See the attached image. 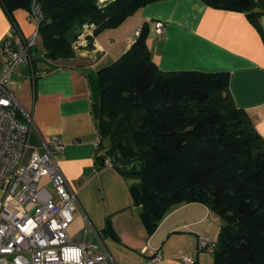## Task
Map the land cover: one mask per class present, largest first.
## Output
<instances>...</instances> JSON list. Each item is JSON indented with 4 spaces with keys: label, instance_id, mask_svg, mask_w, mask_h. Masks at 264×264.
Instances as JSON below:
<instances>
[{
    "label": "trees",
    "instance_id": "trees-1",
    "mask_svg": "<svg viewBox=\"0 0 264 264\" xmlns=\"http://www.w3.org/2000/svg\"><path fill=\"white\" fill-rule=\"evenodd\" d=\"M153 1L0 3L15 28L14 10L30 12L38 3L44 17L39 26L42 57L56 60L75 55L77 27L93 24L99 34ZM203 1L245 12L260 30L258 8L264 9V0ZM146 34L143 24L119 58L88 74L100 136L97 160L108 157L131 181L133 203L140 206L149 233L173 207L203 203L223 221L211 264H264V138L248 112L235 104L228 72L161 70Z\"/></svg>",
    "mask_w": 264,
    "mask_h": 264
},
{
    "label": "crops",
    "instance_id": "crops-1",
    "mask_svg": "<svg viewBox=\"0 0 264 264\" xmlns=\"http://www.w3.org/2000/svg\"><path fill=\"white\" fill-rule=\"evenodd\" d=\"M258 10L260 30L245 12L216 8L203 0L153 1L128 19L136 18V27L146 25V43L161 70L228 72L235 104L248 112L264 138V9ZM14 16L19 33H32L35 26L27 10L18 8ZM158 22L163 24L162 33L157 32ZM119 26L81 43H91V50L82 45L71 58L48 60L42 57L43 49L42 58L36 51L31 64L13 71L10 88L19 118L30 125L29 148L39 147L52 135L64 143L56 160L76 194L69 229L74 240L97 243L94 230L117 264H182L183 253H192L194 264H211L212 253L209 259L207 252L197 251V241L200 235L216 241L223 221L215 211L199 202L180 204L149 233L140 206L133 203L131 181L97 160L95 142L100 136L88 74L115 61L134 42L131 34L125 37L117 31ZM11 27L0 3V72L1 42ZM94 28L89 24L86 32ZM156 253L163 258L154 261Z\"/></svg>",
    "mask_w": 264,
    "mask_h": 264
},
{
    "label": "built area",
    "instance_id": "built-area-1",
    "mask_svg": "<svg viewBox=\"0 0 264 264\" xmlns=\"http://www.w3.org/2000/svg\"><path fill=\"white\" fill-rule=\"evenodd\" d=\"M43 13L37 2L29 12L34 30L23 36L13 26L1 42L4 67L0 72V264H117L95 232L97 243L76 241L69 229L77 199L58 166L56 154L64 143L57 135L29 148L30 125L18 116L11 91V74L19 65L32 63ZM158 33L163 24L156 23ZM142 33V26L133 31ZM98 146L99 140L95 142ZM106 166H112L108 157ZM216 242L200 235L197 251L213 253ZM163 258L156 253L154 261ZM182 264H194L192 253L179 256Z\"/></svg>",
    "mask_w": 264,
    "mask_h": 264
},
{
    "label": "rangeland",
    "instance_id": "rangeland-1",
    "mask_svg": "<svg viewBox=\"0 0 264 264\" xmlns=\"http://www.w3.org/2000/svg\"><path fill=\"white\" fill-rule=\"evenodd\" d=\"M136 24H137L136 18L135 19H133V18L128 19V20H126V22H124L123 24H121L118 27L117 31H119V33L121 32L122 34H124L125 37L130 36V34L132 36H134V34H132V31L136 27ZM88 25L89 24H83L81 27H77V30L78 29H80V30H79V35H78L77 39L74 40V42L72 43L74 51H77L78 49H81V47H83L82 45H84V44H81V43H84V40H91V37L98 35V34H94V30L92 33L90 32V34H88L86 32L88 29ZM84 47H86V49H89V50L92 49L91 43L85 44ZM43 49H44L43 41H42L41 35L38 34V36L36 38V50H37L36 54H37V56L40 55L39 51H42ZM206 254L208 255L207 257L209 259H211V254H209V253H206Z\"/></svg>",
    "mask_w": 264,
    "mask_h": 264
},
{
    "label": "snow or ice",
    "instance_id": "snow-or-ice-1",
    "mask_svg": "<svg viewBox=\"0 0 264 264\" xmlns=\"http://www.w3.org/2000/svg\"><path fill=\"white\" fill-rule=\"evenodd\" d=\"M0 103H4V101H0Z\"/></svg>",
    "mask_w": 264,
    "mask_h": 264
}]
</instances>
